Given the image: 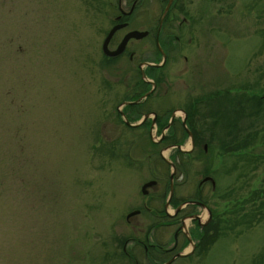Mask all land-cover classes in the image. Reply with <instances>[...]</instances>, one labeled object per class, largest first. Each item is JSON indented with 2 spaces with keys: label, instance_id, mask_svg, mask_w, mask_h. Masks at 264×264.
Masks as SVG:
<instances>
[{
  "label": "rangeland",
  "instance_id": "374dc122",
  "mask_svg": "<svg viewBox=\"0 0 264 264\" xmlns=\"http://www.w3.org/2000/svg\"><path fill=\"white\" fill-rule=\"evenodd\" d=\"M172 4L167 18L176 13L177 23L181 16L187 22L180 33L173 28L172 37L168 27L159 47L164 53L147 38L127 47L134 51L132 60L122 55L107 62L101 43L117 8L127 11L124 0H0V264H125L122 254L132 249L130 238L143 240L154 221L149 212L161 210L149 206L141 186L159 180V188H167L162 203L167 197L171 169L159 163L160 151L173 166L180 164L171 183L174 198L181 202L198 195L204 208L220 217L226 201L221 196L228 191L240 200L264 188V102L256 108L238 103L241 93L264 95V0ZM162 6L158 0H140L128 28H153ZM162 60L155 67L162 81L155 84L141 66L149 83L141 80L145 87L140 86L138 65ZM150 90L142 104L149 110H183L192 98L225 91L237 101L227 107L221 103L215 123L209 114L215 106L202 100L206 105L193 113L194 129L208 146L204 157L181 163L176 151L190 153L189 138L171 148L158 146L153 154L144 137L156 142L165 131L159 136L153 127L127 130L123 116L117 118L116 109L133 101L127 100L133 92ZM124 107L118 109L123 113ZM251 112L256 117L246 116ZM175 113L177 123L183 121L184 113ZM233 134L237 139L251 135L247 146L256 159L246 174L240 159L221 157V144ZM206 168L215 171L213 185L201 184ZM135 209L141 215L127 223L125 216ZM205 209L190 210L208 229L211 212L208 219ZM192 222H183L185 231L198 238L200 229ZM241 229L224 237L220 231L211 244L199 241L189 261L253 264L264 248V223Z\"/></svg>",
  "mask_w": 264,
  "mask_h": 264
},
{
  "label": "flooded vegetation",
  "instance_id": "af4514ba",
  "mask_svg": "<svg viewBox=\"0 0 264 264\" xmlns=\"http://www.w3.org/2000/svg\"><path fill=\"white\" fill-rule=\"evenodd\" d=\"M124 1L126 3H129V7H128L126 12L122 11L120 6L117 8L118 15L115 17L114 24H113V26L122 25V24L124 26L122 28L116 30L113 33V35L111 36V38L108 40L106 47H105V50L107 52L115 50L117 45L120 43V41L122 40L123 36L126 33L130 32V31H136L133 29H129L128 27H129V23H130V19H131L132 15L135 13L136 8L139 6L140 0H124ZM158 1H159V4H161L163 6H162V11H161L160 16L158 17V19L156 21L155 26L151 29L145 30L144 32H146V35L144 37H142L141 39H139V40L129 39L126 42L123 51L118 56L108 57L102 52V43H103L108 32L106 33V35H105V37L101 43V47H100L101 54L104 58L113 59V58H118L119 56H122V55H127V59L130 61L134 57V51H129V52L126 51L127 47H129V45L131 43H133L132 47H136L135 46L136 42H138L140 40L147 39V38H149V40L153 43L154 47L156 48V51L159 54L164 53L163 51H160L159 47H160V43H161L160 41H162L161 39L163 38L162 36L164 35V37H166V35H168L167 33H165L168 30V27H170L169 35L171 36L173 28L177 33H180L181 23H183V22L186 23L187 21L180 14V16H181L180 21L181 22L177 23L176 22L177 21V14L176 13H173L172 16H170L169 18L166 19V17L169 15L168 14L169 9H170V6H171V3L173 2V0H158ZM168 3H169V6H168L164 16H162V14L165 10V7ZM165 23H167V25H168L166 29H164ZM187 25H189V24H187ZM121 31H123V34L120 37V39L118 40V42L115 44V41H116L115 38L119 34V32H121ZM174 39H175V41L177 40V38H175V37H174ZM113 44H115L114 47L111 46ZM143 94H145V93H143ZM143 94L139 95L136 99L133 100V101H136V100L140 99L138 102H136L135 104H132V106L141 105L140 107H137L134 109L127 108L125 110V113H127L130 116L129 118H132L135 115H138V118L136 120H129V119L125 118V115L123 112L122 113L123 114V119H122L123 122L122 123L125 125V123H124V120H125L128 124L131 125L132 122L136 123L141 117L148 116L140 124H138L135 127H129L128 125H125V126L128 128H131V129H145V128H147V131L149 130V128L151 129L153 127L155 129V131H157L158 125L160 124V122L163 119H166V116H169L168 121L166 122V124H164V126L160 130L159 136L161 135L162 131H165L163 136H161L159 138V140H157L156 142H152L150 139H148L151 143H153L157 146H160V144H162L163 138L167 135L166 134L167 131H169V130L174 131V130H177L179 127L183 128V126L186 127V125H185L186 113L184 110H182V108H178V107H175V108L170 109V110L169 109H164V110L163 109H159V110L150 109L149 110V109L142 108L143 102L146 101L148 96H149V95H147L145 98H141V96ZM137 95H138V93H134V92L132 94V96H137ZM128 106H131V105H128ZM176 111H182L184 113L183 122L180 120L179 123H177L174 115L172 116V114H174ZM149 115L152 116L150 121H148ZM193 126H195V125H193ZM183 130H184V128H183ZM169 146L170 145H165L164 147H169ZM201 148L203 149V151H205L206 146L202 145ZM192 149H193V142H192ZM158 181L159 180L148 181V182H154V184L147 187L148 189L145 188L143 190V193L142 192L141 193H142L143 197L147 198V200L149 201L150 207L153 205H155V206L160 205L161 210L157 211L154 215H152V213L149 212V210H147L149 212V215L153 216L154 221H152V223L147 226V228L143 234V237H142L143 240L142 239L139 240L136 238L135 239L130 238V240L133 244L132 249L130 251H125L122 254L124 256L123 259L126 260L125 264H176L177 261H179V262L185 261V264H192L189 261V259L193 256V254L195 252V248L199 244V239L197 238V236H194V234L192 232H188L187 230L185 231V227H184L183 222L185 220H191L189 218L194 216L192 210H190V209L199 207L198 204H201L205 207V204L203 203V199L198 198V196L197 197L191 196V198H195V200H193V199L182 200L180 202L178 199L174 198L173 190H172V193L170 196H169V190H168L165 202L162 203L163 199H164L163 196L165 195V190L167 188H166L165 184L163 185L162 188H159ZM201 184H203V183H201ZM166 202H167V204H165ZM142 204L144 205L145 203H142ZM145 206H147V205L145 204L144 207ZM165 206L174 209V212L172 215H169L166 213V210H165L166 207ZM185 206H189L190 209L189 210H183ZM178 207H180V208L177 209ZM141 213H142L141 210L135 209V210L129 212L125 216V221L128 223L130 218L137 217L138 215H141ZM192 221H193L192 223L194 224V226L198 227V229H202L204 227V224L199 223V218H198V220L192 219ZM191 239L195 240V244L192 243ZM179 264H183V262H181Z\"/></svg>",
  "mask_w": 264,
  "mask_h": 264
},
{
  "label": "trees",
  "instance_id": "16d2710c",
  "mask_svg": "<svg viewBox=\"0 0 264 264\" xmlns=\"http://www.w3.org/2000/svg\"><path fill=\"white\" fill-rule=\"evenodd\" d=\"M175 1V0H174ZM172 6L169 9H172ZM167 19V17H166ZM105 61L107 62H114L115 59L117 58H113V59H106L104 58ZM159 68H155V67H147V76H150L153 78V81L155 84H158L159 82H161L162 80L157 78V73L156 70ZM155 74V75H154ZM139 75V84L142 87H145V84L141 81V76L140 73H138ZM228 92L225 91L224 93H213V94H209L208 96H204L203 98L199 99V98H192L188 103L190 104L188 107L183 108V110L186 113V119H185V125L186 128L188 129V131L191 134V138H192V142H193V149L191 150L190 153H180L179 151H176V155L179 157H181L180 161L181 163L183 162V158L185 160H192V159H199L201 157H204L205 153L203 151V149L201 148L202 145H205L207 148V141H205V139H203L202 135L198 132L195 131L194 129V114L197 115L196 111H197V107L201 104H205L206 106L209 105V103H211V105L213 104L214 106H211V108L216 109V110H212L213 113H209L210 117L215 116V119H213V122L216 123L219 115H220V105L221 103H223L225 106L227 107L231 104L234 103V101H237V97H230V96H226ZM142 94V93H140ZM140 94H138L137 96H132V97H128L127 100H134L136 99ZM217 94V95H216ZM221 94V97L219 98V95ZM240 96L238 97V103H244L246 101L247 104H251L252 107L256 106L258 107L259 105L261 106V103L264 102V95L260 96V97H256L254 95H245L243 93L239 94ZM151 95L148 96V98ZM218 96V98H217ZM212 98V99H210ZM204 100V101H202ZM250 102V103H249ZM141 105H135V106H125L124 108H130V109H134L137 107H140ZM222 106V105H221ZM194 113V114H193ZM257 114V112H256ZM125 118L129 119V120H136L138 118V115H135L132 118H129L130 116L124 112ZM246 116H255V114H253L251 112V115H246ZM120 115L117 114V118L121 121L120 119ZM165 119H163L160 124L158 125V129L157 132H160L161 128L164 126L165 124ZM122 123V122H121ZM123 127L127 130H131L134 131L135 129H131L126 127L123 123H122ZM232 125V124H231ZM255 134V133H254ZM249 136H251L250 134L245 135V137L243 139H237V134H233L231 135V140L228 141L227 143H222L221 144V157L222 156H231V157H235L237 158L236 161H238V159H240V161L243 162V165L241 167V171L243 174H246V172L250 171L251 166L254 164L253 160H255L256 158H253V155L250 154V148H248L247 144H249L248 140ZM188 138L186 132L183 130V128L179 127L177 130H169L167 132V135L163 138L162 144H160V146H165V145H171V144H177L180 145L185 138ZM144 143L146 144L145 147H147L148 149H151V152L154 154L156 149L158 148L157 145L151 143L147 136L144 137ZM192 154V153H194ZM150 155L147 154L146 157H149ZM158 161L160 164H162V166H165L163 161L158 158ZM180 164L178 163V165H174L175 170L177 171V168L179 169ZM237 168L238 166H236V163L233 165L232 168ZM234 168V169H235ZM230 169V168H229ZM229 169H226L225 172L228 174L229 173ZM203 176L204 177H209L212 179L213 173H215L214 170H211L206 168L203 171ZM240 172V171H238ZM240 174V173H239ZM216 191V190H215ZM230 192L228 191L226 194L222 195L221 198L225 197L226 201L224 200V206H222L221 208V217L219 215V213H214L213 211L211 212V219L212 221H210L211 223L209 224L208 229L203 227L202 229H200V233L198 235V239L199 241H201L202 244H211L214 241V238L217 236V234L221 231V237L226 236V234L228 233L227 231H232L235 228H242L241 230H248L250 228H252L254 225H258L260 223H264V188L262 189H254L251 190L249 193H247L244 197H242L240 200L239 198H230ZM194 196V195H193ZM198 195H195L194 197H197ZM193 200H195V198H191ZM204 203V201H203ZM213 226V227H212ZM213 229H211V228ZM221 229V230H220ZM212 230V232L210 231ZM219 230V231H218ZM210 231V232H209ZM209 232V233H208ZM215 232H217L215 234ZM204 236V238H203ZM203 238V239H202ZM205 240V241H204ZM253 264H264V248L262 249L261 253H259L256 257V259L253 261Z\"/></svg>",
  "mask_w": 264,
  "mask_h": 264
},
{
  "label": "water",
  "instance_id": "95a60500",
  "mask_svg": "<svg viewBox=\"0 0 264 264\" xmlns=\"http://www.w3.org/2000/svg\"><path fill=\"white\" fill-rule=\"evenodd\" d=\"M168 6H169V3L166 5L165 10H164L162 16H164V14H165V12H166ZM123 26H124L123 24H122V25H115V26L111 27L110 30L108 31V33H107V35H106V37H105V39H104V41H103V43H102V52H103L106 56H108V57H115V56H118V55L123 51V49H124V47H125V44H126V42H127L129 39L139 40V39H141L142 37H144V36L146 35V32H144V31H130V32L126 33V34L123 36L122 40H121L120 43L117 45V47H116L115 50L110 51V52H107V51L105 50V47H106V44H107L108 40L111 38V36L113 35V33H114L116 30L122 28ZM162 59H163V58H162ZM162 62H163V60L161 61V63H160L159 65H151V64H146V63L139 64V65H138V69H139V73H140V76H141V80H143V81L146 82V83H149L147 80H145V77H144V75H143V72L141 71V68H140L141 66H144V67H159V66H161ZM152 89H153V85H152ZM152 89H151V90H152ZM151 90L148 91V92H146L145 94H143V95L141 96V98H145V97L151 92ZM139 100H140V99H138V100H136V101H132V102H123V103H121V104L118 106V108H120V107H124V106H128V105H132V104H135V103L138 102ZM118 108L116 109V111H117V113L122 117L123 114H122V112H121ZM176 113H182V112H176ZM173 115H174V114H172V116H173ZM146 117H147V116H143V117H142L140 120H138L137 123L134 124V125H130V124H128L125 120H124V123H125V125H128L129 127H135V126H137L138 124H140V123H141ZM183 120H184V119H183ZM182 122H183V121H182ZM184 127H185V126H183V128H184ZM185 132H186V134H187V136H188V138H189L190 147H191V149H192V139H191V134H190L187 130H185ZM162 134H163V133H162ZM171 147H172V146L167 147V148H171ZM173 147L176 148L177 150H180V149H179V146H173ZM167 148H165V149H167ZM165 149H164V150H165ZM191 149H190V150H191ZM190 150H189V151H190ZM180 151H181V150H180ZM189 151H187V152H189ZM161 152H162V151H160V153H159V156H160L161 160L164 161V162L170 167V169H171V172H170L169 175H168V181H169V196H170L171 193H172V185H171V183H172V180H173V176L175 175V168H174V166H173L170 162H168L167 160H165V159L162 157ZM205 181H208L211 185H213V181H212L211 178H209V177H204V178L201 180V183H203V182H205ZM152 184H154V182H147V183L143 184V185L141 186V192L143 193V190H144L145 188L149 187V186L152 185ZM165 204H167V202H166ZM198 206L201 207V208H203V209H205L204 206L201 205V204H198ZM165 207H166V206H165ZM179 208H180V207H178L177 209H179ZM205 210H206V209H205ZM206 213H207V216H208V219H209V217H210V212H209L208 210H206ZM198 218H199V217H197L196 215H194V216L190 217L189 219H191V220H192V219H196V220H198Z\"/></svg>",
  "mask_w": 264,
  "mask_h": 264
}]
</instances>
